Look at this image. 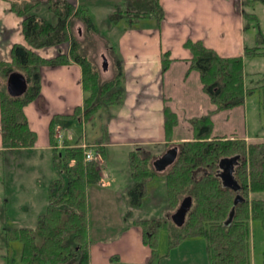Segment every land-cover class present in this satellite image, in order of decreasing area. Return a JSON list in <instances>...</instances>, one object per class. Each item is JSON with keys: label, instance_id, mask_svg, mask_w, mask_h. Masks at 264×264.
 <instances>
[{"label": "trees", "instance_id": "obj_1", "mask_svg": "<svg viewBox=\"0 0 264 264\" xmlns=\"http://www.w3.org/2000/svg\"><path fill=\"white\" fill-rule=\"evenodd\" d=\"M11 9L22 18V32L32 48L69 43L68 56L59 53L46 59L20 43L11 49V61L0 63V133L2 144L10 149L32 148L36 133L28 127L24 106L34 100L40 89V68L69 63L81 67L82 105L72 114L52 116L48 125V138L52 150V165L56 177L48 185V203L39 215L36 227L8 228L10 236L22 243V264H90L88 239V206L86 189L89 184L101 183V166L97 161H84L81 146H70L63 134V147H58L57 134L65 131L68 123L83 120L97 111L119 106L124 98L123 73L120 56L116 57V71L102 79L99 69L88 58L84 44L75 37L72 25L82 22L87 35H101L87 4H72L68 0H8ZM264 3V0H260ZM124 7L113 11L111 22H131L140 16L163 18L159 0H122ZM42 8L41 10H39ZM254 17L253 13H245ZM247 29V24H246ZM107 40V39H106ZM184 48L191 52L189 70H196L200 83L213 105L205 115L192 119L195 135L191 140L174 144L178 148L175 161L164 172L153 169L155 155L143 147L128 153L131 185L128 189L132 207L141 204L146 193V182L163 176L172 213L181 199L192 197L191 207L182 226L170 219H142L135 221L142 228V240L150 248V264H159L158 229L167 230L168 251L182 240L203 238L207 244L209 264H251V220L264 225V140L245 142L240 138L212 135V114L230 109L244 102L245 97L264 87V75L256 87L244 84L243 59L264 55V38L258 34L256 44L246 46L240 55L221 56L197 40H186ZM169 52L161 55V70L170 63ZM17 71L27 82L25 92L11 96L6 90V78ZM161 72V73H162ZM165 109L166 137L176 125L175 114ZM110 115V114H109ZM108 115V117H109ZM264 120V104L262 116ZM88 146V145H87ZM91 147V146H90ZM61 150V151H60ZM104 155L102 148L98 149ZM237 156L233 166V179L239 187L234 190L222 185L219 162ZM240 199L235 202L236 197ZM232 213V214H231ZM232 215L228 221L229 215ZM264 264V253L263 262Z\"/></svg>", "mask_w": 264, "mask_h": 264}, {"label": "crops", "instance_id": "obj_2", "mask_svg": "<svg viewBox=\"0 0 264 264\" xmlns=\"http://www.w3.org/2000/svg\"><path fill=\"white\" fill-rule=\"evenodd\" d=\"M68 1L72 4H87L90 12L93 3L113 6V11L120 6V0H95L93 3H89L91 0ZM109 2L114 3L108 4ZM159 2L164 10L160 21L155 16L148 15L135 18L131 22L124 20L111 22L108 18L111 22L110 32L106 35L107 40L105 39L104 44H110L107 51L114 53L111 56L114 66L116 57L121 58L124 98L119 106L105 110L110 114L108 121L105 122L108 139L100 135L101 139L95 141L96 148H102L104 155L94 159L101 166V183L89 184L85 196L88 206L90 264H150V248L142 240L140 224L135 223L147 217L141 215L139 206L132 207L129 197L126 196L131 185L128 153L135 148L143 147L157 157L162 154L161 148L166 150L174 144L191 140L195 135L192 119L203 116L212 109L209 96L200 83L199 73L196 70H189L187 59L191 57V52L184 48V42L188 39L199 40L205 47H210L221 56L233 57L242 54L246 46L254 45H250L251 36H247L244 16L246 11L242 9L239 0H159ZM10 6L8 0H0V63L11 61V49L15 43L31 48L35 54L46 59L54 58L58 52L68 56V42L41 48L30 47L21 30L22 18L13 12ZM107 15L110 16V13ZM76 21L72 27L76 26L80 34L83 24L80 20ZM98 29L100 30L99 27ZM101 35L104 34L101 32ZM164 51L169 52L171 60L167 69L162 72L160 60ZM101 58L103 61L106 59L104 55H101ZM243 71V82L246 88H249L245 82L246 71ZM80 75L81 67L73 61L65 65H43L40 68L39 94L24 106L28 127L36 133L34 145L32 148L10 149L2 144L0 133V156L5 167L4 175L0 174V182L5 190L4 176L7 170L5 155L12 151H25L30 155L40 156L51 151L48 125L52 116L72 114L76 107L82 105ZM112 76L113 73L110 72L104 79ZM166 107L175 114L177 121L169 132L168 139L164 122ZM241 107L243 106L238 105L232 109L214 112L211 116L212 135L240 138L245 142L262 141L264 136L251 138L248 135L245 130L246 121L244 124L238 122L237 114L241 112ZM64 135L70 146L88 143L85 138L73 143L74 133L71 131ZM9 169L8 177H13L16 169L12 170L11 167ZM121 175L128 183L124 189L119 190L113 183H116L119 180L117 176L121 178ZM105 178L109 180L103 181ZM90 186H97L99 189L93 193V198L88 196ZM3 197L9 204L7 196ZM3 197L2 199L0 197V218L8 211V204L1 203ZM2 221L5 223V217ZM195 247L201 250V264H209L207 244L203 238L182 240L165 255L169 257L172 252L174 254Z\"/></svg>", "mask_w": 264, "mask_h": 264}, {"label": "rangeland", "instance_id": "obj_3", "mask_svg": "<svg viewBox=\"0 0 264 264\" xmlns=\"http://www.w3.org/2000/svg\"><path fill=\"white\" fill-rule=\"evenodd\" d=\"M119 1V0H117ZM116 1V2H117ZM95 0H91L89 3H93ZM120 2V6L117 8H123V2ZM242 9L246 13H253L251 15H245V21L247 23V36H251V44H256L258 34L264 38V3L260 0H239ZM114 2H109L112 4ZM118 3V2H117ZM94 4V3H93ZM90 6V14L93 21L100 28L104 36L110 32L109 16L114 10L113 6ZM123 6V7H122ZM40 8L39 10H41ZM75 19L74 21L77 22ZM73 32L78 40H81L84 44L85 52L99 69L102 79L107 74L114 73L115 66L111 60V54L107 51L109 43H105L104 37L96 34L86 33L83 26L80 28V34L77 31L78 28L73 26ZM101 55H104L107 61H103ZM109 61V62H108ZM109 65H108V63ZM244 69L246 71V83L247 86L253 87L258 85L259 80L264 75V55L257 56H246L243 59ZM104 69H107L106 71ZM112 75V74H111ZM264 104V87H259L252 94L245 97V100L240 104L241 112L237 114L238 122L247 124L245 130L251 138H259L264 136V120L262 116V106ZM238 106V105H237ZM236 107V106H234ZM232 107V108H234ZM231 108V109H232ZM244 112V114H243ZM101 114L102 117L99 115ZM109 114L103 109L97 111V113L90 118L83 120L81 123L75 121L74 123H68L66 130L61 131L60 134H65L67 131L74 133L73 143L83 140L88 142L87 144L93 149L94 155L100 158L99 150L96 148L97 140L101 139L100 135L107 138L105 122L108 121ZM240 128V127H239ZM243 133V132H242ZM78 140V141H77ZM264 140V139H263ZM92 143V144H91ZM61 151V150H60ZM161 153L165 152L164 148L160 149ZM6 163V190L0 182V197L6 195L10 203H6L5 197L1 203L3 205L8 204V211L5 216L0 218V264H22L21 252L22 243L18 238L10 236L8 228H28L34 229L36 222L38 221L39 215L44 213L48 203V185L56 177L55 170L52 165V150L46 155H30L25 151H12L5 155ZM5 162V161H4ZM10 162V163H9ZM2 158L0 156V174L4 175L5 167L2 165ZM16 169V174L13 177H8L10 168ZM118 181L113 183L118 186V189H124L126 187V178L121 175ZM109 178H105L103 181H107ZM164 177H154L152 180L146 183V193L142 199L140 207L141 215H146L147 219L161 218L168 220L170 219V209L168 208V198L166 194ZM121 187V188H120ZM106 189V188H104ZM4 190L6 194H4ZM89 193L91 198L94 196V192L99 191L97 186H90ZM129 195L127 191L126 196ZM130 197V196H128ZM264 197V193H263ZM174 212V211H173ZM5 217V223L3 219ZM171 220V219H170ZM250 230V263L251 264H263V253H264V225L259 220H251L249 223ZM158 243V255L159 264H201V250L199 247H195L192 250H181L167 257L168 245H167V230L165 228L158 229L157 242ZM205 252V251H204ZM171 258V260H169Z\"/></svg>", "mask_w": 264, "mask_h": 264}, {"label": "water", "instance_id": "obj_4", "mask_svg": "<svg viewBox=\"0 0 264 264\" xmlns=\"http://www.w3.org/2000/svg\"><path fill=\"white\" fill-rule=\"evenodd\" d=\"M106 59L104 58V61ZM106 62V61H105ZM27 88V82L24 79V76L17 72H11L6 78V90L11 96H20L22 95ZM178 154V148L176 146L169 147L165 150L164 153L153 158L152 166L153 169L157 172H164L176 159ZM237 156L223 158L219 162V179L222 182V185L225 187L232 188L234 190L238 189L239 185L235 179H233V166L237 163ZM240 199L239 196L236 197L235 202ZM192 197L185 196L181 199L177 208L174 212L171 213V221L178 227L182 226L185 222L186 215L191 207ZM232 214V213H231ZM229 215L228 221L231 220L232 215Z\"/></svg>", "mask_w": 264, "mask_h": 264}, {"label": "built area", "instance_id": "obj_5", "mask_svg": "<svg viewBox=\"0 0 264 264\" xmlns=\"http://www.w3.org/2000/svg\"><path fill=\"white\" fill-rule=\"evenodd\" d=\"M62 134H57L56 138L58 139V147L61 148L63 147V141H62ZM88 145V144H87ZM86 144H83L81 147L83 149L84 153V161H93L96 159V155H94L93 149H91L90 145L87 146Z\"/></svg>", "mask_w": 264, "mask_h": 264}]
</instances>
